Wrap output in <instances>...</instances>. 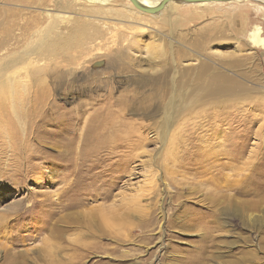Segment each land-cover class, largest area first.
Returning a JSON list of instances; mask_svg holds the SVG:
<instances>
[{
  "label": "rangeland",
  "instance_id": "rangeland-1",
  "mask_svg": "<svg viewBox=\"0 0 264 264\" xmlns=\"http://www.w3.org/2000/svg\"><path fill=\"white\" fill-rule=\"evenodd\" d=\"M128 2L0 0V264H264V3Z\"/></svg>",
  "mask_w": 264,
  "mask_h": 264
},
{
  "label": "bare ground",
  "instance_id": "bare-ground-1",
  "mask_svg": "<svg viewBox=\"0 0 264 264\" xmlns=\"http://www.w3.org/2000/svg\"><path fill=\"white\" fill-rule=\"evenodd\" d=\"M128 4L129 5H133L131 3L130 0H128ZM161 0H138V2H140L141 4L143 5H147V6H154V5H157ZM244 1H250V0H230V1H200V2H184L185 4H194V5H197V6H205V5H208V4H213V3H241V2H244ZM251 1H260L262 3H264V0H251ZM181 1H170V2H167L166 4H170L172 5V3H180ZM183 3V2H182ZM165 4V6H166ZM133 7V6H132ZM164 8V7H163ZM162 8V9H163ZM136 9V8H135ZM161 9V10H162ZM160 10V11H161ZM137 11H141V10H138ZM158 11V12H160ZM143 12V11H141ZM156 12V13H158ZM145 13V12H144ZM150 14V13H149ZM151 14H155V13H151ZM261 27L259 25H254L252 27V29L250 30L249 32V35L248 37L252 40L253 43H256V44H259L261 46H264V37L261 36ZM71 218H75V217H71ZM70 219V218H68ZM53 258V257H52ZM56 258V257H55ZM57 261V260H56ZM51 262V261H50ZM54 263V262H53Z\"/></svg>",
  "mask_w": 264,
  "mask_h": 264
},
{
  "label": "water",
  "instance_id": "water-1",
  "mask_svg": "<svg viewBox=\"0 0 264 264\" xmlns=\"http://www.w3.org/2000/svg\"><path fill=\"white\" fill-rule=\"evenodd\" d=\"M130 1L136 9L151 14L160 11L165 6V4L170 1L200 2V1H230V0H161L157 5L154 6L143 5L140 2H138V0H130Z\"/></svg>",
  "mask_w": 264,
  "mask_h": 264
}]
</instances>
